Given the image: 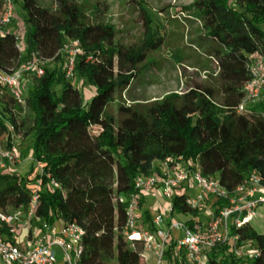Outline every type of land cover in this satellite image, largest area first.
I'll return each instance as SVG.
<instances>
[{"label": "trees", "instance_id": "1", "mask_svg": "<svg viewBox=\"0 0 264 264\" xmlns=\"http://www.w3.org/2000/svg\"><path fill=\"white\" fill-rule=\"evenodd\" d=\"M11 1L18 13H13L12 26L0 33V67L14 70L32 53L52 65L35 77L26 99L32 120L25 135L35 167L26 174L13 167L0 169L1 211L25 210L37 192L36 218L41 223L60 221L83 230L80 264H149L142 248L131 249L102 210L113 207L121 228L126 204L117 199L134 191L136 177L156 175L155 164L181 157L229 192L251 173L264 186V93L254 106L238 111L250 79L248 66L255 58L264 60V0L194 2L205 38L215 44L212 59L218 68L220 103L211 88L197 86L160 100L118 102L115 107V98L122 100L148 54L163 45L147 23L150 19H145L141 44L125 46L116 42L115 27L105 20L107 9L98 3L87 13L75 0H54L51 9L38 0ZM4 8L0 0V16ZM74 40L81 46L74 73L92 90L86 100L64 75L60 52ZM14 110L13 100L4 93L0 141L10 124L17 132L23 127ZM51 181L59 188L53 189ZM216 204L207 200L211 210ZM172 205L177 216L203 221L199 211L186 205L185 194L175 193ZM145 214L149 228L152 218ZM230 235L237 236L239 244H254L257 256L237 259L229 244L210 251L209 264H264V236L251 224L230 226ZM165 259L166 264H180L171 249Z\"/></svg>", "mask_w": 264, "mask_h": 264}, {"label": "built area", "instance_id": "2", "mask_svg": "<svg viewBox=\"0 0 264 264\" xmlns=\"http://www.w3.org/2000/svg\"><path fill=\"white\" fill-rule=\"evenodd\" d=\"M4 1L0 33L11 24L14 13L12 1ZM17 48L21 50L19 42ZM60 53L65 78L71 80L81 46L77 40L69 41ZM48 62L32 53L14 70L7 72L0 67V98L6 93L15 106L23 105L24 97L19 89L22 79L27 75L41 77ZM254 65L252 62L248 66L250 79L243 86L244 97L238 111L257 103L264 93V70ZM15 127L14 124L8 126V135L4 139L9 140L10 146L0 147L1 170L15 166L21 159L14 143L20 137ZM157 169L156 175L136 177L134 191L117 199L118 203L126 204V210L123 226L115 231L131 249L139 245L144 255L149 253L154 257L153 264H166L169 249L180 264H209L208 253L229 244L237 259L249 260L257 256L253 244H239L238 237L230 235V226L240 228L257 218L263 219L260 211H264V186L255 173L229 192L217 180L203 176L195 163L185 162L181 157L167 158L158 163ZM50 186L59 188L54 181ZM175 193L185 194L186 205L201 213L202 222L178 218L172 205ZM148 195L160 197L164 206L151 219L149 228H145L140 200ZM208 199L218 202L215 211L208 208ZM38 200L39 194L35 192L25 210L12 213L0 210V264H80L84 251L83 230L73 224L56 228L41 223L36 218ZM38 225L43 232L39 236L36 235ZM246 246L251 248L246 250Z\"/></svg>", "mask_w": 264, "mask_h": 264}, {"label": "rangeland", "instance_id": "3", "mask_svg": "<svg viewBox=\"0 0 264 264\" xmlns=\"http://www.w3.org/2000/svg\"><path fill=\"white\" fill-rule=\"evenodd\" d=\"M79 4H84L87 13L91 6L98 3L100 9H107L105 20L115 27L116 42L129 46L139 45L145 33V19H150L147 23L153 29L156 37H162L163 45L158 50L149 53L145 63L141 66L140 74L134 83V89L129 91L128 96L138 95L144 101L160 100L171 93H182L190 87H209L213 90V97L217 103L222 98L219 94L218 68L215 61L209 56L208 44L203 40L202 22L194 6L195 0H75ZM142 4L144 12L139 8ZM38 4L44 8L51 9L54 0H38ZM140 4V5H141ZM14 13H18V7L14 4ZM12 23L5 28L9 29ZM30 58L27 57L26 62ZM259 65L264 70V62L255 58L253 65ZM48 65H52L49 63ZM47 64L44 67L48 66ZM254 65V66H255ZM169 77V81L166 78ZM35 77L25 76L20 83V91L24 97V104L15 106L14 118L17 123H24L19 128V138L14 141L15 146L23 153L20 162L13 166V170H20L26 174V168L33 166L27 158L32 156L28 151L30 137L25 133L32 120V115L27 105L28 93L32 89ZM80 90L87 87L86 81L81 80L74 73L70 80ZM167 85L169 88H167ZM176 86V87H174ZM126 96V100L128 99ZM124 98L116 102L128 103ZM130 102V101H129ZM252 106V105H249ZM254 106V105H253ZM9 140L0 141L1 148L9 147ZM23 167L25 168L24 170ZM22 168V169H21ZM103 216L110 227L118 228L115 209L105 207L102 210ZM263 219H255L251 226L264 236V211H260ZM180 220L188 217L180 216ZM61 224L57 222V226ZM252 246V245H251ZM251 246H246L249 250ZM255 247V245L253 244ZM252 246V247H253ZM245 251V247H244ZM145 261L154 263V257L146 253ZM245 260V258H244Z\"/></svg>", "mask_w": 264, "mask_h": 264}, {"label": "crops", "instance_id": "4", "mask_svg": "<svg viewBox=\"0 0 264 264\" xmlns=\"http://www.w3.org/2000/svg\"><path fill=\"white\" fill-rule=\"evenodd\" d=\"M203 36H204L203 40L208 44V48H209V56L212 58V56H213L212 51H213V48L215 47V44L212 43L211 40L205 38L204 30H203ZM136 79H137V78H136ZM136 79L133 80V82L131 83L129 89L124 93V95H123V98H124V99L126 98V96H128L129 91L134 89V83H135ZM166 80L169 81V77H167ZM174 87H176V86H174ZM167 88H169L168 85H167ZM78 89H79V88H78ZM79 90H80V89H79ZM80 92H81V94L83 95V98L86 100V99H88V96L92 93V90H91L90 87H88V88L85 87V88H83L82 90H80ZM220 96H221V94H220ZM143 99H144V98H142V97H140V96H138V95H133L131 98L128 96V99H127V100L125 99V100H126L128 103H132V102H147V101H144ZM129 101H130V102H129ZM19 151H20V149H19ZM27 160L30 161L31 164H32V158H31V157H30V158H27ZM32 165H33V164H32ZM157 166H158V164H155V167H157ZM34 167H35V166H33V168H34ZM21 169H22V168H21ZM24 169H25V168L23 167L22 170H24ZM30 170H31V167H30V165H29V166H27V168H26V172H29ZM15 171H16V170H15ZM17 171H18L19 174H24V173L21 172L20 170H17ZM17 171H16V172H17ZM163 206H164V201H163L160 197L152 196V195L145 196V197L143 198V202L141 203V216H142L143 220H144V218H145V216H146L145 213H148L149 216H150L151 218H153V217L155 216V214H157L160 210H162ZM178 217H180V216H178ZM200 218H201V217H200ZM189 219H190V218H186L185 220H182V221H187V220H189ZM202 219H203V218H202ZM36 225H37V224H36ZM62 225H63V224H62V222H61V224H59V226H57V222H56V223H54L52 226H55L56 228H59V227H61ZM144 225H145V220H144ZM148 225H149V224H148ZM42 234H43V232H42V230H41V228H40V225H38V226H37V230H36V235L39 236V235H42ZM147 263H148V262H147Z\"/></svg>", "mask_w": 264, "mask_h": 264}]
</instances>
